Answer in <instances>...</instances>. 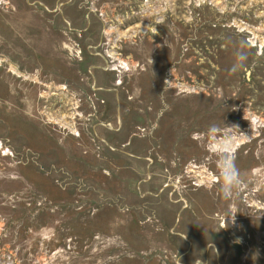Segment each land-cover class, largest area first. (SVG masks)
<instances>
[{
  "label": "rangeland",
  "instance_id": "obj_1",
  "mask_svg": "<svg viewBox=\"0 0 264 264\" xmlns=\"http://www.w3.org/2000/svg\"><path fill=\"white\" fill-rule=\"evenodd\" d=\"M0 264H264V0H0Z\"/></svg>",
  "mask_w": 264,
  "mask_h": 264
},
{
  "label": "clouds",
  "instance_id": "obj_2",
  "mask_svg": "<svg viewBox=\"0 0 264 264\" xmlns=\"http://www.w3.org/2000/svg\"><path fill=\"white\" fill-rule=\"evenodd\" d=\"M247 60V55L242 50H237L235 53V61L231 71L235 72L244 67ZM231 143L229 141L221 142L217 152L220 154V176L222 183L220 185V192L225 199L230 198L234 191L241 183V173L236 167L234 157L230 155Z\"/></svg>",
  "mask_w": 264,
  "mask_h": 264
}]
</instances>
